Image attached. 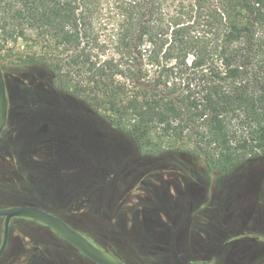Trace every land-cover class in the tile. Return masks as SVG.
<instances>
[{
	"label": "trees",
	"instance_id": "16d2710c",
	"mask_svg": "<svg viewBox=\"0 0 264 264\" xmlns=\"http://www.w3.org/2000/svg\"><path fill=\"white\" fill-rule=\"evenodd\" d=\"M19 42L31 47L23 67L46 71L55 92L100 114L144 155L184 153L219 174L264 159V0H0L2 68L1 48ZM98 177L86 172L70 190L88 195L89 210L98 206L128 247L144 244L146 196L106 211ZM141 250L149 264L150 249Z\"/></svg>",
	"mask_w": 264,
	"mask_h": 264
},
{
	"label": "rangeland",
	"instance_id": "374dc122",
	"mask_svg": "<svg viewBox=\"0 0 264 264\" xmlns=\"http://www.w3.org/2000/svg\"><path fill=\"white\" fill-rule=\"evenodd\" d=\"M1 49L10 108L0 139V207L37 199L36 206L68 217L70 225L96 245L114 247L127 264H147L140 254L143 248L150 249L149 264H187L206 252V245L216 244L214 231L230 216L231 199L236 200L231 207H241L237 214L245 217L252 216V211L242 209L257 202L253 210L260 226L251 235L264 238V159L219 174L191 163L184 153L144 155L131 137L100 114L89 113L80 103L55 92L46 71L23 67L21 59L31 47L19 42ZM95 171L99 182L108 186L106 211L110 203L130 207L146 196L150 236L144 244L128 247L125 235L112 231L96 211L98 206L89 210L88 195L77 198V191L70 190L84 180L86 172ZM33 172L38 175L36 180L30 178ZM21 181L23 190L10 189ZM31 185L36 187L34 193ZM3 229L4 218L0 217V245ZM0 264L97 263L46 226L16 218Z\"/></svg>",
	"mask_w": 264,
	"mask_h": 264
},
{
	"label": "flooded vegetation",
	"instance_id": "af4514ba",
	"mask_svg": "<svg viewBox=\"0 0 264 264\" xmlns=\"http://www.w3.org/2000/svg\"><path fill=\"white\" fill-rule=\"evenodd\" d=\"M233 202L235 203L236 200H229V209H227V212L230 214V216H227L228 218L224 222H221L220 226L214 231L216 244L206 245V252L201 254L198 253L193 259H189L187 264H264V238L257 234H254L253 237L251 235L253 234V231L260 226L259 216L255 215L256 211L253 210V208L256 207L257 202H255V204L248 205V209H242V212L244 213L252 211V216L250 217L237 214L241 207L239 209H234L236 204H233L232 207L230 205ZM63 240L69 243L65 239ZM217 245L219 246V250L218 252H215L214 248H216Z\"/></svg>",
	"mask_w": 264,
	"mask_h": 264
},
{
	"label": "water",
	"instance_id": "95a60500",
	"mask_svg": "<svg viewBox=\"0 0 264 264\" xmlns=\"http://www.w3.org/2000/svg\"><path fill=\"white\" fill-rule=\"evenodd\" d=\"M9 108L10 100L8 96L7 83L0 61V139L8 125ZM0 217L4 218L0 257L3 255L8 245L12 220L15 218H27L44 224L97 264H127L110 250L93 243L83 233L71 226L60 216L41 207L35 205H13L9 207H0Z\"/></svg>",
	"mask_w": 264,
	"mask_h": 264
}]
</instances>
